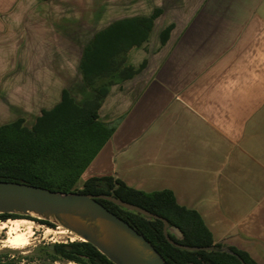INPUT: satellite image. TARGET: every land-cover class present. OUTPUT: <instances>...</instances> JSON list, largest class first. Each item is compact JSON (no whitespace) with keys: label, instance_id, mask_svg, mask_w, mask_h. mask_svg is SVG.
<instances>
[{"label":"crops","instance_id":"crops-1","mask_svg":"<svg viewBox=\"0 0 264 264\" xmlns=\"http://www.w3.org/2000/svg\"><path fill=\"white\" fill-rule=\"evenodd\" d=\"M0 48V126L106 87L80 179L169 190L264 264V0H0Z\"/></svg>","mask_w":264,"mask_h":264},{"label":"trees","instance_id":"trees-1","mask_svg":"<svg viewBox=\"0 0 264 264\" xmlns=\"http://www.w3.org/2000/svg\"><path fill=\"white\" fill-rule=\"evenodd\" d=\"M93 47L91 45L85 50L83 62L86 63ZM85 78L92 86L93 79L88 75ZM106 92V87L95 88V96L78 105L65 91L62 101L53 109L43 111L32 127L25 126L22 119L1 125L0 180L24 182L53 191L113 193L115 197L161 215L178 226L184 237L178 239L173 234L170 236L179 243L225 247L222 243H215L199 213L179 205L169 190L144 192L128 187L112 176L91 177L84 181L81 189L75 187L86 167L113 132L112 127L99 119V108ZM99 201L149 240L168 264H242L235 255L226 252L177 248L165 238L161 220H148L106 199ZM18 216L0 214V220ZM33 219L55 226L46 220ZM227 247L246 264H258L248 252L233 246ZM48 254L53 260L61 258L80 264H114L95 246L82 240L56 243Z\"/></svg>","mask_w":264,"mask_h":264},{"label":"water","instance_id":"water-1","mask_svg":"<svg viewBox=\"0 0 264 264\" xmlns=\"http://www.w3.org/2000/svg\"><path fill=\"white\" fill-rule=\"evenodd\" d=\"M99 199L112 201L125 210L141 214L148 220H161L169 243L188 251H221L245 261L229 247L196 246L179 243L182 230L169 220L139 205L112 194L62 192L18 181L0 180V214H17L49 221L80 240L95 246L114 264H168L159 251L122 217L110 211ZM10 219V218H8Z\"/></svg>","mask_w":264,"mask_h":264},{"label":"rangeland","instance_id":"rangeland-1","mask_svg":"<svg viewBox=\"0 0 264 264\" xmlns=\"http://www.w3.org/2000/svg\"><path fill=\"white\" fill-rule=\"evenodd\" d=\"M1 49V48H0ZM73 84L77 80L74 78L72 80ZM0 88H6V76H0ZM83 181L80 179L75 187L77 189H81L83 186ZM28 219L32 221V228L29 229L30 232V240L29 244L24 248H12L9 247L7 242L0 241V260H6L7 264H80L74 261H69L61 258H57L53 260L49 256V252L51 250L52 245L56 243H70L73 241H81L79 238H73L71 235H52L49 236L46 234V230L49 228H56L55 226H49L45 223H42L38 220H34L33 218L27 216L19 215L17 218H10L13 219ZM9 220V219H7ZM4 220H0L3 222ZM34 222V223H33ZM25 230L27 228L23 226ZM10 237L8 230L0 229V240H6ZM6 245V246H3ZM0 264H3L0 262Z\"/></svg>","mask_w":264,"mask_h":264},{"label":"bare ground","instance_id":"bare-ground-1","mask_svg":"<svg viewBox=\"0 0 264 264\" xmlns=\"http://www.w3.org/2000/svg\"><path fill=\"white\" fill-rule=\"evenodd\" d=\"M23 226H25L27 230H25ZM31 226H32V221L28 219H23V218L13 219V220L9 219L1 222L0 229L8 230L10 237L6 240V242L9 247L23 248L29 244V240H30L29 237L31 236L30 235L31 231H29V229L32 228ZM46 234L49 236L71 235L73 238H79L62 227H56L54 229L48 227V229L46 230Z\"/></svg>","mask_w":264,"mask_h":264},{"label":"flooded vegetation","instance_id":"flooded-vegetation-1","mask_svg":"<svg viewBox=\"0 0 264 264\" xmlns=\"http://www.w3.org/2000/svg\"><path fill=\"white\" fill-rule=\"evenodd\" d=\"M5 221H6V220H5ZM6 240H7V239H6ZM6 240H0V241L4 242V241H6ZM3 246H6V245H3ZM23 248H24V247H23ZM0 262L3 263V264H7V262H6V260L4 259V257H3L2 260H0Z\"/></svg>","mask_w":264,"mask_h":264}]
</instances>
